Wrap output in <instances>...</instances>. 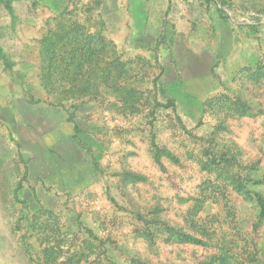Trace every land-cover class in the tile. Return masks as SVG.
<instances>
[{
	"label": "rangeland",
	"instance_id": "1",
	"mask_svg": "<svg viewBox=\"0 0 264 264\" xmlns=\"http://www.w3.org/2000/svg\"><path fill=\"white\" fill-rule=\"evenodd\" d=\"M0 1L1 264H264V0Z\"/></svg>",
	"mask_w": 264,
	"mask_h": 264
},
{
	"label": "trees",
	"instance_id": "2",
	"mask_svg": "<svg viewBox=\"0 0 264 264\" xmlns=\"http://www.w3.org/2000/svg\"><path fill=\"white\" fill-rule=\"evenodd\" d=\"M90 48H91L90 50H92V52L89 55H91V54L92 55H95L96 52L93 49L95 47H90ZM0 53H2V49L1 48H0ZM8 64L9 63L7 62V65ZM159 152L160 151H157V153H156L157 156L159 155ZM255 201L257 202L258 206L260 207V213H261V215L264 216V197H262L261 195L257 194L255 196ZM177 239H178L177 241H180V242H188V243H193V244L200 243V240L197 237H194V236H192L190 234H187V233H180V232H178L177 233Z\"/></svg>",
	"mask_w": 264,
	"mask_h": 264
},
{
	"label": "crops",
	"instance_id": "3",
	"mask_svg": "<svg viewBox=\"0 0 264 264\" xmlns=\"http://www.w3.org/2000/svg\"><path fill=\"white\" fill-rule=\"evenodd\" d=\"M0 3L4 6V8L9 12V14L12 16L13 15V12H14V7H13V5L12 4H9V5H7L6 3H2L1 1H0ZM0 48L2 49V47H1V45H0ZM4 50L2 49V53H0V60L2 61V62H4L3 63V65H4V68H6V67H9L10 66V64L9 65H7L6 64V62L5 61H3V60H5L4 59V52H3ZM1 264V263H0Z\"/></svg>",
	"mask_w": 264,
	"mask_h": 264
}]
</instances>
